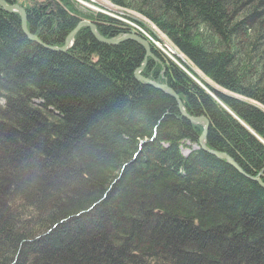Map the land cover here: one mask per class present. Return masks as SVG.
Masks as SVG:
<instances>
[{
    "label": "trees",
    "instance_id": "16d2710c",
    "mask_svg": "<svg viewBox=\"0 0 264 264\" xmlns=\"http://www.w3.org/2000/svg\"><path fill=\"white\" fill-rule=\"evenodd\" d=\"M106 1L236 96L208 88L213 99L150 44L141 76L207 119L208 150L264 184V111L250 104L264 109V0ZM26 16L46 47L87 20L104 39L131 31L74 0ZM80 30L69 51L52 52L0 9V264H264V189L199 149L202 127L135 79L140 45Z\"/></svg>",
    "mask_w": 264,
    "mask_h": 264
},
{
    "label": "rangeland",
    "instance_id": "374dc122",
    "mask_svg": "<svg viewBox=\"0 0 264 264\" xmlns=\"http://www.w3.org/2000/svg\"><path fill=\"white\" fill-rule=\"evenodd\" d=\"M16 1H17V3L12 4V5H17L20 8H23L25 11H27V9L28 10H31V9H39V7H42L46 3L47 0H34V1L33 0H16ZM74 1L78 2L82 6L88 8V9H90L92 11H95V12H98V13H101V14H104V15L107 14L106 16L112 17L113 19H117L120 22H124L126 24L128 23L127 25L129 26V29L133 28L134 30L131 29V31L134 32V33L137 32V31H142L143 33L146 32V33H144V35L147 36L150 39H153V41H152L153 46L159 52H161L162 56L166 60L170 61L174 65H177L179 68H181L183 70H184V66H183L184 63H185L186 66H188V67L191 68L190 64L187 62V60L185 59V57H183L149 22H147V21H145V20L141 19L140 17L135 16L133 14L132 15L131 14H128V13L126 14L125 12H123V11L117 9L116 7H114L112 4L108 3L106 0H84L85 2L84 1H81V0H74ZM127 15H129L131 18H133L138 23H141L143 25L140 26L138 24H135L133 22L128 21L126 19V16ZM138 27H140V28H138ZM152 34L155 37H157V38H155ZM192 70H193V72H195L194 69H192ZM186 73L189 74V75H191V73H189L187 70H186ZM195 74L201 79V82L204 83V84H202L201 82H199L196 78H194V80L197 81V83L199 84V86L201 87V89H204L208 93V95H210L211 97H213V99H217V98L212 94V92L208 88L213 89V90H215L217 92H220V93L225 94V95L230 96V97L231 96L232 97H236L235 95L234 96L233 95H230L229 93H227V92L221 90L220 88H218L216 85H214L209 80H207L198 71H196ZM217 102L220 105V107L223 109L221 103L219 101H217ZM250 104H252V105L256 106L257 108H259L260 110L264 111V109L260 108V106H257L254 103H250ZM191 148L194 149L196 147L193 146ZM182 153H183V155H188L189 150L187 148H182ZM26 172H28V171H26ZM33 173L37 174L36 172H33ZM27 180H29V179H27ZM139 220H140V222L143 223L144 230L152 229L155 226V224H156V223H154V221H148V220L146 221V219L144 218L143 215L139 218Z\"/></svg>",
    "mask_w": 264,
    "mask_h": 264
},
{
    "label": "water",
    "instance_id": "95a60500",
    "mask_svg": "<svg viewBox=\"0 0 264 264\" xmlns=\"http://www.w3.org/2000/svg\"><path fill=\"white\" fill-rule=\"evenodd\" d=\"M0 7L2 9H4L6 12H16L17 14H19L20 15V20H21V26H22V30H23L24 35L27 37V39H29L31 41H34V42H36L39 45L41 44L36 36H33L32 34H30L26 30V28H25L26 14H25V11L22 8H20L17 5H8L3 0H0ZM84 26H88L89 28H93L92 25H89L86 22L79 23V25L77 26L75 31L72 33V36L67 38V41L65 42L63 48L56 49V48H50V47H46L45 46V49H47L49 51H52V52H62V53L65 52L67 50V47L72 46V44H73V40L71 38L78 31L79 28L84 27ZM92 31H93V34H94V37L96 38V40L98 42L102 43V44H105L107 46H116V45H118L120 43H123L125 41H133V42L137 43L138 45H140L143 48L146 57H151L152 56L151 48H150V45L148 44V42L145 39H141L140 37H138L134 32H131L130 34H127V35H124V36H121V37H117L115 39L104 40V39L98 37L95 34L94 30H92ZM141 68L139 70H137L135 72V74H134L135 78L139 82H143L144 84L150 85L151 87H154L157 90H160L161 92H163V93L167 94L168 96H170L175 101V103L177 105V108H178V111H179L180 115L183 118H185L188 122H190V123H192L194 125L202 126V132H201V135H200V137L198 139V145H199L200 148H202V151L206 152L207 154H209L211 156H215L218 159L224 160L230 167H232L239 174L245 176L246 178H249V179L255 181L261 188L264 189V184L262 182H260L257 178H250L249 176L245 175L244 172L239 167V165L232 158H230L227 154L208 150L205 147V141H206L208 126H209V123H208L207 119L204 118V117H191V116L187 115L184 112V108H183L182 102L180 101V99L178 98V96L176 95V93L172 89H170L167 86L156 85V84L150 82L149 80L141 79V77L139 75V73H140L139 71L141 70Z\"/></svg>",
    "mask_w": 264,
    "mask_h": 264
},
{
    "label": "bare ground",
    "instance_id": "6f19581e",
    "mask_svg": "<svg viewBox=\"0 0 264 264\" xmlns=\"http://www.w3.org/2000/svg\"><path fill=\"white\" fill-rule=\"evenodd\" d=\"M4 1V0H3ZM34 1V0H33ZM49 1V0H48ZM84 1V0H83ZM78 3V2H77ZM7 4V3H6ZM10 5V4H9ZM12 5V4H11ZM81 5V4H80ZM0 9L2 10V11H4L5 13H8V14H15L16 12H6L4 9H2L1 7H0ZM23 9V8H22ZM97 9V8H96ZM99 9V8H98ZM103 9V8H102ZM101 9V10H102ZM105 9V8H104ZM24 10V9H23ZM100 10V11H101ZM106 10V9H105ZM25 11V10H24ZM103 11V10H102ZM106 12V11H105ZM17 14V13H16ZM25 14H26V11H25ZM19 15V14H18ZM107 15V14H106ZM20 16V15H19ZM129 16V15H128ZM27 17V16H26ZM120 17V16H119ZM123 17V16H122ZM124 19V18H123ZM82 22H86V23H88L89 25H92L90 22H88V20L87 21H82ZM82 22H80V23H82ZM132 22V21H131ZM122 23V22H121ZM124 23V22H123ZM126 24V23H125ZM128 24V23H127ZM79 25V24H78ZM77 25V26H78ZM133 25V24H132ZM77 26H76V28H77ZM93 26V25H92ZM131 26V25H130ZM148 26V25H147ZM84 27H87V28H89L88 26H84ZM145 27V26H144ZM25 28H26V30L28 31V29H27V27H26V19H25ZM75 28V29H76ZM81 28H83V27H81ZM81 28H79L78 29V31L81 29ZM138 28H140V27H138ZM143 28V27H142ZM141 28V29H142ZM21 29H22V26H21ZM75 29L67 36V38H69L70 36H72V33L75 31ZM90 29V32H91V34H92V36L94 37V34H93V31L92 30H94L95 31V34L98 36V37H100V38H102L99 34H98V32L96 31V29H95V27L93 26V28H89ZM92 29V30H91ZM131 29H133V28H131ZM130 29V30H131ZM134 30V29H133ZM78 31L74 34V36L71 38L72 40H73V43H74V37H75V35L78 33ZM81 31V30H80ZM129 31V30H128ZM22 32H23V30H22ZM29 32V31H28ZM132 32V31H131ZM130 32V33H131ZM128 33V32H127ZM127 33L125 34V35H127ZM129 33V34H130ZM144 33H146V32H144ZM144 33L142 32V31H137V32H135V34L138 36V37H140L141 39H145L147 42H148V44L150 45L151 43H152V41H153V39H150V38H148L147 36H145L144 35ZM150 35V34H149ZM153 35V34H152ZM34 36V35H33ZM124 36V35H123ZM119 37H121V36H119ZM67 38L65 39V42L67 41ZM95 38V37H94ZM117 38V37H116ZM96 39V38H95ZM102 39H104V38H102ZM115 39V38H114ZM39 40V39H38ZM104 40H111V39H104ZM31 41V40H30ZM40 41V40H39ZM32 42H34V41H32ZM65 42H64V44H65ZM36 43V42H35ZM41 43V42H40ZM39 45V44H38ZM41 46H43L44 48H45V46L41 43L40 44ZM73 45V44H72ZM151 45H153V43L151 44ZM151 45H150V48H151ZM63 47H64V45H63ZM62 47V48H63ZM72 46H69V47H67V50L69 51V49L71 48ZM154 47V46H153ZM50 48H56V49H61V48H59V47H50ZM66 50V51H67ZM65 51V52H66ZM62 53V52H61ZM64 53V52H63ZM160 54H161V52H159ZM162 55V54H161ZM168 57V56H167ZM149 58H153V55L151 56V57H144V60H143V62H142V65H141V70L139 71L140 73H139V75H140V77H141V79H144V80H148V79H146V78H144V77H142L141 76V72L143 71V69H144V67H145V65H146V63H147V60L149 59ZM156 58V57H155ZM181 61V60H180ZM182 62V61H181ZM181 66V65H180ZM140 68H138L137 70H139ZM136 70V71H137ZM135 71V72H136ZM162 73V72H161ZM135 74V73H134ZM135 77V76H134ZM136 79V78H135ZM137 80V79H136ZM150 81V80H149ZM150 82H152V81H150ZM142 84H144L143 82H141ZM152 83H154V84H156V85H163V86H167V85H164V84H159V83H155V82H152ZM144 85H147V84H144ZM202 85V84H201ZM150 86V85H149ZM168 87V86H167ZM154 88V87H153ZM156 89V88H155ZM171 89V88H170ZM177 95V94H176ZM179 98V97H178ZM181 101V100H180ZM185 112V111H184ZM206 147V146H205ZM198 148L199 149H201L202 150V148H200L199 147V145H198ZM186 156V155H185ZM215 157V156H214ZM216 158V157H215ZM258 179V178H257ZM260 182H261V180L260 179H258Z\"/></svg>",
    "mask_w": 264,
    "mask_h": 264
}]
</instances>
